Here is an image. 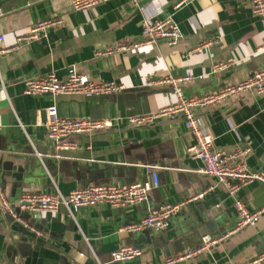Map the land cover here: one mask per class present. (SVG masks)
<instances>
[{"label": "crops", "instance_id": "0c3cea01", "mask_svg": "<svg viewBox=\"0 0 264 264\" xmlns=\"http://www.w3.org/2000/svg\"><path fill=\"white\" fill-rule=\"evenodd\" d=\"M171 17L181 39L175 46L159 41L130 52L97 53L125 41H139L143 21ZM60 18L40 40L17 43L39 21ZM0 186L16 203L25 191L62 195L95 184H129L149 178L144 166H158L159 186L139 205L111 207L99 203L70 213L60 208L39 217L24 215L28 230L0 213V264H161L165 258L199 245L204 235L231 230L233 201L216 179L195 174L201 162L187 149L193 135L182 118L161 117L145 126L128 120L154 114L175 101L166 77H196L186 97L238 83L264 67V30L248 0H113L73 11L69 0H0ZM217 41V42H215ZM209 43L207 46H202ZM213 71V65L226 63ZM71 69L94 82L114 81L124 89L104 97L23 94L24 81L54 73L65 79ZM197 77H202L199 79ZM59 117L107 121L111 126L88 137L74 136L76 150L51 155L45 109ZM211 133L214 149H250V170H264V95L246 93L220 105L196 109ZM34 149V150H33ZM54 184V185H53ZM206 187L199 201H187ZM247 208L264 206V185L239 191ZM187 201L164 231H128L161 204ZM121 245L142 250L126 262H112ZM264 251V214L259 222L234 233L224 243L184 264H241Z\"/></svg>", "mask_w": 264, "mask_h": 264}, {"label": "built area", "instance_id": "2783aa9c", "mask_svg": "<svg viewBox=\"0 0 264 264\" xmlns=\"http://www.w3.org/2000/svg\"><path fill=\"white\" fill-rule=\"evenodd\" d=\"M113 0H69L73 11L79 12L93 8L97 5ZM136 5L138 0H130ZM252 15L259 21L264 30V0H248ZM60 18H50L39 21L32 25L22 36L17 37L16 42H30L40 40L45 37L47 29L62 25ZM181 39V33L177 24L171 17L156 19L154 21H143L141 38L139 41H125L114 47H109L104 51H99L97 56L102 57L113 52H130L137 50L143 45H154L159 41H164L167 45L175 46ZM3 37H0V44ZM217 42V41H215ZM204 43L202 46H207ZM5 50L0 48V55ZM232 60L226 63L213 65L212 70L217 71L230 65ZM202 79V77H197ZM191 73L187 72L183 76L167 75L154 82L159 85H166L175 97V101L158 112L135 117L128 120L131 125L145 126L151 124L155 119L161 117L182 118L184 127L191 132L194 143L188 147L187 153L194 159L201 162V166L194 172L197 175L211 177L222 185L226 193L233 201L236 222L234 227L216 236L204 235L201 237L197 247L186 249L176 255L164 259L161 264H184L196 259L208 252L211 248L224 243L234 233L241 229L253 226L259 222L264 214V206L249 209L239 198V191L246 185L258 183L264 185V170H250L247 165V158L250 149L234 148L232 150L214 149V139L195 116L196 109H203L212 105H220L229 100H233L246 93H254L257 96L264 95V67L244 78L238 83L228 84L216 91L204 93L203 95H193L186 97L184 89L195 81ZM124 89L114 81L94 82L87 76L71 69L65 79L58 78L54 73L44 76L27 79L24 81L23 94L27 96L51 97L80 95L87 97H104L110 94L119 93ZM0 92L6 95L5 89L0 85ZM45 126L46 139L54 148L51 155H41L34 149V154L39 159L43 157L63 158L62 152L76 150L78 144L72 140L74 136L90 137L97 132L105 131L111 126L107 121L73 120L59 117L54 105L46 107ZM149 178L145 182L129 184H95L84 188L70 191L67 195H62L55 189L53 193L25 191L20 193L16 203H11L0 186V213L10 219L11 222L20 225L28 230V224L24 215L39 217L47 213H56L60 208L69 211L79 208L95 207L99 203H106L111 207H123L128 205H139L146 202L149 192L159 186L158 166H144ZM54 185V184H53ZM212 188L206 187L199 193L190 197L187 201L201 200ZM177 204H161L156 209L149 210L139 224L128 227V231H164L171 219L179 213L182 206L187 202ZM142 255V250L131 245H121L110 253L112 262H126L134 260ZM94 264H101L93 256ZM241 264H264V251Z\"/></svg>", "mask_w": 264, "mask_h": 264}, {"label": "water", "instance_id": "95a60500", "mask_svg": "<svg viewBox=\"0 0 264 264\" xmlns=\"http://www.w3.org/2000/svg\"><path fill=\"white\" fill-rule=\"evenodd\" d=\"M15 225H17V224H15ZM19 227H21L20 225H19ZM22 229H24L23 227H21ZM24 230H26V229H24Z\"/></svg>", "mask_w": 264, "mask_h": 264}]
</instances>
